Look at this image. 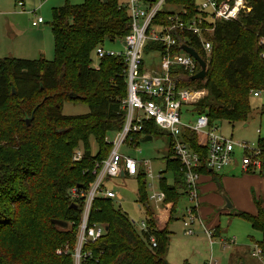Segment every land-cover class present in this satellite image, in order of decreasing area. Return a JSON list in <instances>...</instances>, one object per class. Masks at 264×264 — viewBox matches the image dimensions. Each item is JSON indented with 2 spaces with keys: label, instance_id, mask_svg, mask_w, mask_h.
<instances>
[{
  "label": "trees",
  "instance_id": "trees-1",
  "mask_svg": "<svg viewBox=\"0 0 264 264\" xmlns=\"http://www.w3.org/2000/svg\"><path fill=\"white\" fill-rule=\"evenodd\" d=\"M165 1L183 5L194 14V0ZM249 1L251 11L247 15L237 21L214 24L208 36V57L194 47L206 63L205 79L188 78L182 82L184 86L207 89L208 95L195 105L194 112L205 114L210 124L222 120L245 123L251 113L252 87L264 81V60L260 58L263 49L258 45L264 37V0ZM118 5V0H85L82 5L66 0L64 6L52 9L49 27L53 60H0V264H73L70 253L55 254L66 242L74 247L81 219L83 201L73 204L69 190L74 186L88 189L93 181L89 173L93 161L105 159L112 148L111 143L105 142L106 134L119 132L124 121L123 63L107 57L98 62L97 68L91 67L98 45L112 44L128 33L127 13ZM71 94L78 98H71ZM69 100L85 103L89 113L64 116L62 107ZM160 134L152 124H146L133 141L137 144L145 136ZM90 139L97 146L94 155ZM183 139L201 160L205 158V140L200 135L185 129ZM263 142L259 140L257 148ZM77 149L82 150L83 158L73 162L71 156ZM166 158L165 171L173 173L174 183L166 186L164 179L160 180L159 188L165 194L163 211L160 215L145 211L147 232H138L122 213L114 211L110 199L93 200L89 222L108 227L105 235L91 246L98 255L96 264H168V225L176 216L185 187L179 164L169 160V153ZM198 172L215 175L203 167ZM133 178L139 198L136 201L142 208L139 200L147 201L145 178L142 171ZM103 202L108 204L107 209L102 207ZM254 204L256 215L236 211V216L261 234L256 246L264 254V209L260 200L254 198ZM155 216L163 218V223H155ZM53 221L66 222L67 228L69 225L72 229H61ZM150 236L156 241L155 248L150 247ZM9 238L22 246L13 249L7 245Z\"/></svg>",
  "mask_w": 264,
  "mask_h": 264
},
{
  "label": "built area",
  "instance_id": "built-area-1",
  "mask_svg": "<svg viewBox=\"0 0 264 264\" xmlns=\"http://www.w3.org/2000/svg\"><path fill=\"white\" fill-rule=\"evenodd\" d=\"M118 1L119 9L125 10L129 19L128 33L113 41V43L119 41L123 51L109 50L104 44H100L94 49V57L98 62L111 57L120 60L124 65L126 96L121 102L124 121L121 130L117 132L118 139L111 143L112 148L106 158L93 161L89 172L93 181L88 189L74 186L69 190V199L73 204L81 199L83 201L81 219L76 229V242L72 249L66 242L56 249L55 254L62 256L70 253L74 264H90L91 261L96 264L98 261V255L94 254L91 246L107 231L104 224L89 222L92 202L96 197L120 199L115 191L102 188L103 179L106 177L133 178L142 167L147 192L146 203L156 210L162 208L165 194L162 191L155 192L152 184L154 180L162 179L161 172L154 175L149 167L146 168L149 162L141 164L120 153L123 145L135 147L134 137L140 133L144 125L152 124L166 135L169 158L179 164L185 187L183 193L189 202L183 209L181 217L185 236L193 235V226L200 225L207 238H212V230L204 226L198 212L201 175L198 168L203 167L212 173H220L237 161L243 172L261 168V162L253 158L251 153L258 154L259 151L252 149L248 143L233 142L231 138L222 136L219 134L218 122L210 124L205 114L199 115L194 112L195 105L208 95L207 89L182 84L188 78L191 80V77L200 71L197 61L185 52L182 46L192 49L196 46L203 56L208 57L211 52L208 36L212 34L214 24L237 21L241 15H247L251 11L250 1L201 0L198 3L194 0V14L183 5H169L165 0ZM18 6L23 7L21 1L18 2ZM41 24H43L41 18L31 22L33 27ZM258 45L263 49L260 58L264 60V37L258 40ZM259 93L253 91L251 95L256 98L259 97ZM187 115L195 116L193 123L182 120ZM185 129L191 130L205 140L206 156L203 160L184 141ZM82 158V150L77 149L72 161L79 162ZM132 224L134 225L133 222ZM138 230L147 232L145 219L140 222ZM148 242L151 248L157 246L152 236ZM229 242L232 244L233 240ZM254 257L264 264V254L258 248L254 252Z\"/></svg>",
  "mask_w": 264,
  "mask_h": 264
},
{
  "label": "rangeland",
  "instance_id": "rangeland-1",
  "mask_svg": "<svg viewBox=\"0 0 264 264\" xmlns=\"http://www.w3.org/2000/svg\"><path fill=\"white\" fill-rule=\"evenodd\" d=\"M19 1L22 2L23 7L18 6ZM69 1L73 5H82L85 0ZM196 1L199 3L201 0ZM65 2L66 0H0V60L4 58L26 60H39L43 58L48 61L53 60L54 44L49 23L52 18V9L64 6ZM36 18H41L43 24L38 27H33L31 22ZM251 42L253 45L252 40ZM242 46L241 44L239 48ZM105 48L116 52L123 51L119 41L112 44H105ZM248 49L252 50L251 47ZM147 63L148 61H146V66ZM97 65L98 60L92 55L91 67L95 68ZM252 90L260 91V95L258 98L252 97V95L250 96L249 105L251 113L247 121L245 123H229L228 120H222L217 125L219 124V134L222 136L231 138L233 142L248 143L252 149L259 151L258 154L251 152L252 157L264 164V143L257 148L258 141L264 140L263 79L261 82L256 83L252 87ZM41 98L42 95L37 97L38 100H41ZM185 110L186 108L183 109V112ZM87 113H89L87 105L79 101H65L62 107V114L64 116H78ZM194 118V115H187L182 120L187 123H193ZM117 135V132L107 133L105 142L114 143L118 139ZM167 145L168 139L162 133L154 136L149 143L140 141L135 147L123 145L120 148V153L135 159L141 164L149 162L150 164L146 168L148 169L149 167L153 174L157 175L160 171L164 170V165L161 164V160L166 155ZM90 146L91 153L93 155L96 154L97 146L93 139H90ZM79 148H81V145H79ZM71 157L69 158V164H72ZM214 174V176L218 175V173ZM162 177L166 186L173 185L174 177L171 171H164ZM159 182V180L152 182L155 192L161 191ZM102 188L113 190L118 194L120 199L109 201L111 208L114 211L122 213L129 221L133 222V226L137 230L140 222L146 218L145 208L146 211L148 210V214L154 213L155 215H160L162 213L163 206L161 209L156 210L143 200L139 201H141L145 208L138 207L139 204L136 201L138 198L136 197L137 183L134 178L106 177L103 179ZM188 203L187 198L181 197L176 208L180 210L184 209V206H187ZM105 205L108 204L103 202L102 207H106ZM181 215L182 212H178L175 218H179ZM175 218H173L168 226L169 242L165 253V261L168 264H260V261L253 257L252 251L256 250L255 245L256 242L261 240V234L253 230L250 224L243 218L221 213L218 215L220 236L209 240L200 230L199 226L196 225L193 226L194 234L188 237L185 236L183 234L182 224ZM154 221L159 224L164 219L155 216ZM69 229H72V227L68 225L66 230ZM58 231H60L59 228ZM231 239L234 241L232 244L229 242ZM7 242V245L13 249H19L22 246V244L17 243L12 238H9ZM71 245L69 244L72 249L73 247Z\"/></svg>",
  "mask_w": 264,
  "mask_h": 264
},
{
  "label": "crops",
  "instance_id": "crops-1",
  "mask_svg": "<svg viewBox=\"0 0 264 264\" xmlns=\"http://www.w3.org/2000/svg\"><path fill=\"white\" fill-rule=\"evenodd\" d=\"M165 154L166 155H164L161 160V164L164 165V170L160 171L162 176L164 174L166 167L168 146ZM263 165L264 164L261 163V168L258 170L243 172L240 169L239 163L237 161L231 164L227 169L218 173V175L216 176L209 174L200 175L198 212L204 226L210 228L211 230L213 229L212 234L215 232L213 238H217L220 236L218 215H220L221 213L230 215V210L224 209L225 200L223 198L222 193L230 200L232 204V210L234 211L256 215L257 209L254 204V198L261 201L262 207L264 209V166ZM141 171H142V167H141ZM181 197L186 198L183 192L181 193L180 198ZM138 207L141 208L140 206ZM182 210L183 209L181 210L176 209L177 213L183 212ZM181 217L182 215L176 219L179 220L180 223H181ZM197 226H199L200 230L204 233L203 227H201L200 225ZM183 234H184V229H183ZM255 248H257L256 245ZM254 252L255 250L252 251L253 257H254Z\"/></svg>",
  "mask_w": 264,
  "mask_h": 264
},
{
  "label": "water",
  "instance_id": "water-1",
  "mask_svg": "<svg viewBox=\"0 0 264 264\" xmlns=\"http://www.w3.org/2000/svg\"><path fill=\"white\" fill-rule=\"evenodd\" d=\"M182 49L187 52L188 54H190L198 63L199 67H200V71L194 75L193 77H191V80H204L205 77H206V63L204 62V60L198 55V53L192 49V48H189V47H186V46H182ZM71 98L73 99H77L78 97L74 94H71L70 96ZM26 123L27 125L29 124V120H26ZM152 141V137L150 136H145L141 139V142L143 143H149ZM123 174H121L122 176ZM80 188V186H77ZM223 195V198L225 200V205H224V209H227V210H232V204L230 202V200L222 193ZM72 207L76 208V205H71ZM233 215L236 216L237 215V212L234 211L233 212ZM53 223L58 226L59 228L61 229H66L67 228V223L66 222H62V221H53ZM105 231L108 230V227L105 226L104 227Z\"/></svg>",
  "mask_w": 264,
  "mask_h": 264
}]
</instances>
